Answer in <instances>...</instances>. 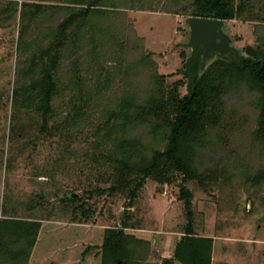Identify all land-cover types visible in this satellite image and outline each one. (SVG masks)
I'll return each instance as SVG.
<instances>
[{
	"label": "rangeland",
	"instance_id": "1",
	"mask_svg": "<svg viewBox=\"0 0 264 264\" xmlns=\"http://www.w3.org/2000/svg\"><path fill=\"white\" fill-rule=\"evenodd\" d=\"M20 1L14 19L6 20L10 26L0 27V264H101L103 237L110 227L123 228L151 243L153 255L142 263L160 264L164 260V264H180L175 251L188 221L183 213L184 202L177 197L180 180L159 184L145 178L130 206H126L125 195L110 193L108 187L114 162L120 159L116 151L126 152L121 154L124 158L129 156L130 165L141 167L152 150L162 147L161 139L155 140L152 133L151 117L131 121L128 115L124 116L125 112L122 114L120 103L127 95L136 101L145 98L147 89L156 91L158 85L165 93L174 87L181 95L187 91L188 76L183 70L192 52L188 46L191 16L172 3L174 11L154 6L116 7L126 13L128 24L142 37L145 54L157 63L156 68L141 73L142 76L135 72V64L126 58V53L120 54L124 46L122 34L113 37L114 48H92L97 43L88 32H82L81 43L68 42L71 49L62 54L61 68L66 65L73 70L72 77L85 90L88 86L93 91L102 90L92 101L98 104L104 101L100 110L114 111L109 126L102 124L107 116H100L96 121L85 119L80 128L81 117L86 116L83 112L78 114L70 104V100L78 97L73 90L56 93L50 101V112L41 111L40 103L26 100V95L21 101L14 100L17 86L31 81L30 76L16 75L18 59L22 61L42 52L50 40L42 38L32 23L21 22ZM258 11L256 8L253 14L245 12L242 19L223 20L220 27L229 39L228 44L243 57L239 60L246 57L245 46H255L258 38L264 36V28H257L264 26V19L251 17ZM81 51L88 55L79 56ZM216 54L235 57L229 51H210L195 58L194 69ZM86 151L91 155L85 157ZM108 153H112L109 158ZM216 155L198 165V171L205 176L201 184L197 180L181 183L192 192L194 232L212 238L211 264H264V186L250 183L251 175L228 174L224 168L233 164L230 162L233 156L228 154L222 159ZM60 158L67 159L68 164L56 171ZM258 161L256 167H264V158ZM45 167L52 172L49 177L42 173ZM71 195L76 196V204L89 209L87 219H83L79 210H66ZM73 215L81 218L75 220ZM10 219L26 228L28 223L39 224L32 247L12 237L16 224Z\"/></svg>",
	"mask_w": 264,
	"mask_h": 264
},
{
	"label": "trees",
	"instance_id": "2",
	"mask_svg": "<svg viewBox=\"0 0 264 264\" xmlns=\"http://www.w3.org/2000/svg\"><path fill=\"white\" fill-rule=\"evenodd\" d=\"M170 3L179 5L181 11L191 17L242 19L245 12L253 14L257 8L259 11L251 17L264 19L262 0H21V22L32 23L41 37L50 40L48 47L42 52L33 53L32 57L30 55L22 61L18 59L16 75L19 78L23 75L30 76L31 81L20 88L17 86L18 90L13 92L14 100L21 101L26 95V100L35 99L40 103L41 111L50 112V101L56 93L73 90L78 97L77 100H70V104L74 105L78 114L83 112L86 116L81 117L80 128L85 125V119L96 121L100 116H107L102 124L109 126L114 111L109 113L110 110L107 111L106 107L105 110H100L99 106H104V101L100 104L92 101L95 95H101L102 90L93 91L89 86L85 90L83 86L80 87L79 81L75 76L72 77L74 71L66 65L61 68L63 66L59 64L63 55L71 49L68 42H75L82 38V32H88L97 43V47L92 48H114L113 37L122 34L124 46L120 54L124 56L126 53V58L135 64V72L142 76L141 73L144 75L150 68H156L157 63L145 54L142 37L128 24L126 13L117 11L116 7L146 9L154 6L155 9L174 11ZM17 8L18 0H0L1 28L10 26ZM116 13L119 14L118 19ZM6 20L10 22L7 23ZM23 28L22 26L20 30L22 33ZM257 28L264 26L258 25ZM244 50V60L216 54L199 69H194L193 65L197 59L190 61L183 70L184 75L188 76V82L187 91L182 95L178 94L176 87L165 93L158 85L159 89L156 91L148 88V96H144L145 98L139 97L136 101L132 95H127L121 99L120 110L131 121L151 117L152 133L155 134V140L161 139L162 147L152 150L141 167L130 165L129 156L124 158L121 154L126 152L116 151L120 159L112 167L113 174L108 190L113 194L125 195L126 206H130L145 178H151L159 184H173L176 179L180 180L177 197L184 202L183 213L188 220L185 234L175 251V259L180 264L212 263V238L195 234L192 192L181 184L191 180H197L200 184L203 182L205 176L198 171L200 163L206 158L212 159L216 154L221 155L222 159L228 154L232 155L230 162L233 164L229 163L227 169L224 168L228 174H247L245 177L251 175L250 183L264 186V167L255 165L259 158H264V36L258 38L255 46H245ZM85 55L88 54H82V51L79 54L82 57ZM37 75L40 78H36ZM155 75L157 78V72ZM43 124V127L46 126V122ZM120 128L122 127L119 126ZM113 139L115 140L114 137ZM91 144L96 149L95 142ZM125 144L127 145V141ZM214 148L217 149L213 150ZM76 150L74 149V154H77ZM111 154H106L107 158ZM61 155L68 157L64 153ZM89 155L91 154L86 151L85 157ZM95 157L97 159L99 155ZM239 160L243 162L242 165L234 163ZM65 164H68L67 159L57 160L56 171L64 168ZM217 168H214L215 172ZM42 170L48 177L52 173L49 167ZM96 189L99 190V187ZM67 200L69 202L66 203V210H79L84 215L83 219H87L89 209L82 208L81 203L76 204L75 195L69 196ZM73 218L79 220L81 217L73 215ZM10 220H13L11 223H17L15 219ZM20 224H16L11 235L14 234L12 237L15 240L30 248L39 224L28 223V228ZM126 225L127 222H124V226ZM151 255L153 250L149 241L125 232L123 228L110 227L105 230L101 264H159L154 261L142 263ZM160 264H164V260Z\"/></svg>",
	"mask_w": 264,
	"mask_h": 264
},
{
	"label": "water",
	"instance_id": "3",
	"mask_svg": "<svg viewBox=\"0 0 264 264\" xmlns=\"http://www.w3.org/2000/svg\"><path fill=\"white\" fill-rule=\"evenodd\" d=\"M191 37L188 46L191 47V55L187 59V64L199 57L201 54L207 55L210 51L224 53L229 51L230 55L243 59L234 46L228 44V37L220 30L223 20L201 17H190Z\"/></svg>",
	"mask_w": 264,
	"mask_h": 264
}]
</instances>
